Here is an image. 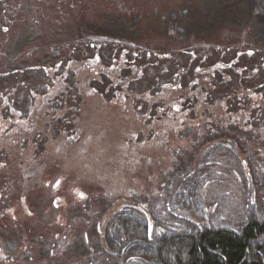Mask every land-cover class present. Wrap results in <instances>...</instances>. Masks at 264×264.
I'll return each instance as SVG.
<instances>
[{"label":"flooded vegetation","instance_id":"flooded-vegetation-1","mask_svg":"<svg viewBox=\"0 0 264 264\" xmlns=\"http://www.w3.org/2000/svg\"><path fill=\"white\" fill-rule=\"evenodd\" d=\"M18 5L0 0V27L9 29L6 21ZM25 39L11 61L0 49V216L18 230L17 238L6 239L7 248L0 245V258L17 253L27 264H53L58 253L72 255L69 247L80 256L91 238L81 234L70 213L90 212L93 199L103 200L97 210L105 215L145 214L148 229L158 214L164 223L169 214L186 217L196 228L205 224L182 211L203 218L206 227L228 225L226 216L238 223L243 215V222L260 225L259 239L262 56L251 51L244 58L248 63L230 69L237 72L233 79L225 68L226 51L213 52L206 43L202 52L190 47L194 43L180 44L189 55L173 62L164 59L170 50L157 53L131 34H74L61 48L47 37L44 45L36 35ZM149 64L166 77L150 80ZM19 65L25 72L15 75ZM21 87L24 95L18 94ZM26 167L30 172L20 175ZM84 167L95 176L88 181L92 195L80 179ZM229 182L235 184L231 193ZM228 194L234 196L229 210L222 207ZM40 210L47 214L42 224L54 231L47 239L18 227L22 219L38 218ZM174 222L180 227V220Z\"/></svg>","mask_w":264,"mask_h":264},{"label":"rangeland","instance_id":"rangeland-1","mask_svg":"<svg viewBox=\"0 0 264 264\" xmlns=\"http://www.w3.org/2000/svg\"><path fill=\"white\" fill-rule=\"evenodd\" d=\"M18 2L19 5L13 12L11 21H6L5 25L9 29L0 27V49L9 54L8 61H11L13 55L21 49L20 47L28 42L25 39L27 35L42 38L43 45V39L50 38L49 40L54 41L53 47L61 48L66 47L67 43L73 40L74 34H97L100 37H103V34L136 35V41L140 40L141 44L157 53L170 50L171 55L164 59L173 62L189 55V49L185 51L179 46L180 44L194 43L190 47L202 52L206 47L203 43H206L213 52L226 51L225 60L228 63L225 68L228 70L235 69L241 61L248 63L244 61V58L251 54V51L257 59L260 56L264 58L263 27L261 23L259 24L258 18L250 12V0H18ZM32 47L35 48L36 45L32 44ZM152 56L156 57L154 54ZM238 59H240L239 62ZM16 63H22V61L12 64ZM229 63L233 65L230 66ZM39 71L36 70V73ZM146 71L151 76L149 79H153L155 83L166 77L165 74L160 73L158 66L152 64L148 65ZM24 72V68L19 65L13 73L21 75ZM230 73L235 79L236 70H230ZM158 74L159 78H157ZM26 92V87H21L18 94L24 95ZM113 137L114 135L111 134L110 138ZM2 151L8 152L3 149ZM5 159H8V155ZM168 165L170 162L164 167ZM11 168L12 166L6 171L9 172ZM84 168H80V179L86 185L85 190L92 195V185L88 181L95 176L87 167ZM24 169L19 173L20 175L30 172L28 167ZM172 184H169L170 189ZM234 187L235 184L229 182L227 191L231 193ZM102 201V199H93L91 203L93 209L90 212L82 210L79 216L70 213V217H77L73 222L81 234L85 232L86 236L91 238H89L91 247L87 246L89 244H84L82 247H86L80 256L73 247H69L72 255L67 254L63 258L61 253H58L51 258L53 264L65 262L68 264H116L112 254L107 252L109 249L103 241L106 233L112 232V216L98 212L97 209ZM233 201L232 194L224 195L223 209L229 210ZM182 213L195 221L199 220V224L204 221L191 213L186 214L185 211ZM36 215H39L38 218L22 219L21 221L25 223L18 225L19 229L22 230V226H27L29 230L26 232L29 234L39 235L42 239L52 237L54 231L51 233L49 225H43L40 220L45 219L47 214L40 210L36 212ZM162 215L164 214L156 215L157 219L162 218ZM228 215L233 216V214ZM235 219V216H226L224 224H233ZM16 229V224L0 216L2 248L4 246L7 248L6 239L18 237ZM95 239L100 241L95 242ZM99 245L102 247L100 248ZM106 245H108L107 241ZM6 254L5 259L0 258V264H27L25 260H17V253L6 252ZM29 264H37V262L32 261Z\"/></svg>","mask_w":264,"mask_h":264},{"label":"trees","instance_id":"trees-1","mask_svg":"<svg viewBox=\"0 0 264 264\" xmlns=\"http://www.w3.org/2000/svg\"><path fill=\"white\" fill-rule=\"evenodd\" d=\"M249 9L260 21L264 33V0H250ZM168 218L167 223L156 219L148 229L145 214L112 215V232L106 233L105 238L115 251L112 255L115 263L264 264V229L261 228L258 239L256 232L260 225L248 218L243 222V215L238 223L224 227L213 222L206 227L202 221L205 224L202 228H196L186 217L178 219L169 214ZM175 220H180V227ZM246 222L249 223L245 225Z\"/></svg>","mask_w":264,"mask_h":264}]
</instances>
